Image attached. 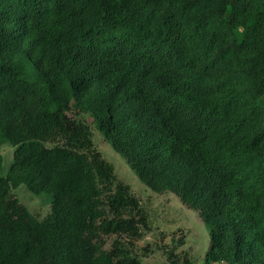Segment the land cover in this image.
<instances>
[{"label":"trees","instance_id":"obj_1","mask_svg":"<svg viewBox=\"0 0 264 264\" xmlns=\"http://www.w3.org/2000/svg\"><path fill=\"white\" fill-rule=\"evenodd\" d=\"M85 114L198 214L206 264H264V0H0V264H141L121 237L146 213Z\"/></svg>","mask_w":264,"mask_h":264},{"label":"rangeland","instance_id":"obj_2","mask_svg":"<svg viewBox=\"0 0 264 264\" xmlns=\"http://www.w3.org/2000/svg\"><path fill=\"white\" fill-rule=\"evenodd\" d=\"M81 118L90 123L87 114ZM90 126L96 147L114 165L118 178L130 185L146 213L148 225L142 226L140 237L129 234L121 237L131 255L141 264H206L210 231L198 214L173 191L160 192L145 183L132 169L126 154L113 148L95 124L90 123ZM14 150L10 142L0 147L4 156L1 174H6L10 168ZM13 191L40 218L53 211L52 192L37 194L25 184Z\"/></svg>","mask_w":264,"mask_h":264}]
</instances>
